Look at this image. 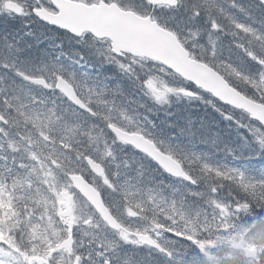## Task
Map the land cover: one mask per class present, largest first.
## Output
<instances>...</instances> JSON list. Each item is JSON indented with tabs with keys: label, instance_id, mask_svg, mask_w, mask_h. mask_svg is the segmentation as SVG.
Wrapping results in <instances>:
<instances>
[{
	"label": "snow or ice",
	"instance_id": "1",
	"mask_svg": "<svg viewBox=\"0 0 264 264\" xmlns=\"http://www.w3.org/2000/svg\"><path fill=\"white\" fill-rule=\"evenodd\" d=\"M0 264H264V0H0Z\"/></svg>",
	"mask_w": 264,
	"mask_h": 264
}]
</instances>
